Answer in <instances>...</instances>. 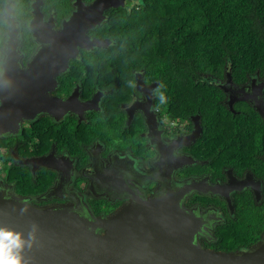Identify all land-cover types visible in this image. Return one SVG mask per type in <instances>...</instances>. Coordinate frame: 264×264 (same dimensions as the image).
Here are the masks:
<instances>
[{"label": "flooded vegetation", "instance_id": "flooded-vegetation-1", "mask_svg": "<svg viewBox=\"0 0 264 264\" xmlns=\"http://www.w3.org/2000/svg\"><path fill=\"white\" fill-rule=\"evenodd\" d=\"M92 1L81 0L85 6ZM34 3L0 0L3 199L36 207H79V215L105 218L130 200L154 197L165 184L203 223L196 239L208 250H215L220 226L237 222L238 209L264 220V85H250L264 77L240 85L223 80L202 85L220 98L222 118L238 120L231 124L238 129L222 135L215 146L220 139L217 115L207 121L198 112L185 120L168 118V88L173 85L160 88L166 98L161 103L155 92L160 85L144 69L132 70L122 81L104 82L100 63L114 42L104 36L103 24L113 10L130 12L135 0L104 11V19L83 40L66 35L79 1L43 0L37 10ZM98 41H107V47H98ZM137 76L144 85H136ZM222 149L228 157L217 162L214 154ZM183 156L194 163L176 168ZM217 186L224 187L228 198L208 190ZM263 235V225L255 223L239 250Z\"/></svg>", "mask_w": 264, "mask_h": 264}, {"label": "trees", "instance_id": "trees-1", "mask_svg": "<svg viewBox=\"0 0 264 264\" xmlns=\"http://www.w3.org/2000/svg\"><path fill=\"white\" fill-rule=\"evenodd\" d=\"M135 1L130 12L113 10L103 24L104 36L114 42L101 59L104 82L122 81L132 70L144 69L150 81L173 85L166 103L171 121L197 112L205 121L217 115L220 139L214 144H221L222 135L238 129L231 127L238 120L222 118L220 98L202 85L224 81L227 72L238 85L264 77V0ZM171 95L179 102L171 101ZM227 157L224 149L214 154L217 162ZM245 215L238 209L236 223L218 228L216 251L243 248L240 245L255 223L264 229V220L259 219L263 216Z\"/></svg>", "mask_w": 264, "mask_h": 264}, {"label": "water", "instance_id": "water-1", "mask_svg": "<svg viewBox=\"0 0 264 264\" xmlns=\"http://www.w3.org/2000/svg\"><path fill=\"white\" fill-rule=\"evenodd\" d=\"M78 1V11L66 27V35L78 40H83L87 30L101 23L104 11L118 8L124 2L93 0L85 6ZM34 2L33 8L40 9L43 0ZM106 43L95 44L106 48ZM15 44L11 36L8 45L13 49ZM224 81L233 85L230 73L225 74ZM136 85H144L138 76ZM250 85H264V80L258 84L252 80ZM229 104L232 106V102ZM193 163L191 157L183 156L176 168ZM163 186L154 197L146 201L130 200L105 218L93 217L89 212L87 216L79 215V207H36L17 198L0 196V227L21 232L22 238L27 239L32 223L39 226L38 243L30 251L25 248L24 264H264V235L245 250L222 252L202 248L196 237L203 223L185 209L181 198H173ZM189 189L194 190L195 186L190 185ZM208 190L224 194L221 186ZM226 193L223 196L228 198Z\"/></svg>", "mask_w": 264, "mask_h": 264}, {"label": "clouds", "instance_id": "clouds-1", "mask_svg": "<svg viewBox=\"0 0 264 264\" xmlns=\"http://www.w3.org/2000/svg\"><path fill=\"white\" fill-rule=\"evenodd\" d=\"M163 85L155 90L159 101L166 103V98L160 91ZM24 209L23 211H26ZM39 226L35 223L31 225V231L28 232L27 239H23V233L17 232L7 227H0V264H24V251H29L38 243L37 233Z\"/></svg>", "mask_w": 264, "mask_h": 264}, {"label": "rangeland", "instance_id": "rangeland-1", "mask_svg": "<svg viewBox=\"0 0 264 264\" xmlns=\"http://www.w3.org/2000/svg\"><path fill=\"white\" fill-rule=\"evenodd\" d=\"M135 2H137V1H135Z\"/></svg>", "mask_w": 264, "mask_h": 264}]
</instances>
